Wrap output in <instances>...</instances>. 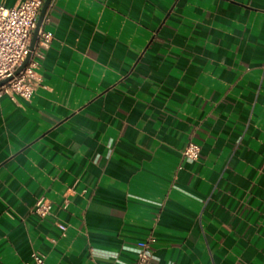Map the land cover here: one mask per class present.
Listing matches in <instances>:
<instances>
[{
  "label": "crops",
  "instance_id": "obj_1",
  "mask_svg": "<svg viewBox=\"0 0 264 264\" xmlns=\"http://www.w3.org/2000/svg\"><path fill=\"white\" fill-rule=\"evenodd\" d=\"M41 29L42 87L0 98V264L150 237L153 264H264V0H52Z\"/></svg>",
  "mask_w": 264,
  "mask_h": 264
},
{
  "label": "built area",
  "instance_id": "obj_2",
  "mask_svg": "<svg viewBox=\"0 0 264 264\" xmlns=\"http://www.w3.org/2000/svg\"><path fill=\"white\" fill-rule=\"evenodd\" d=\"M44 0H19L13 7L0 5V81L12 77L0 86V98L9 97L12 100L29 101L42 87V78L37 72L39 63L37 58L49 47L52 35L43 29L39 30L37 43L30 50L31 40L37 24L38 16ZM31 53L28 64L18 73L16 69ZM200 146L194 142L187 145L183 151L185 158H198ZM52 203L45 197L38 199L34 213L40 217L50 214ZM150 237L138 250L135 264H153V256L149 244ZM26 264H47L45 257L33 251Z\"/></svg>",
  "mask_w": 264,
  "mask_h": 264
},
{
  "label": "water",
  "instance_id": "obj_3",
  "mask_svg": "<svg viewBox=\"0 0 264 264\" xmlns=\"http://www.w3.org/2000/svg\"><path fill=\"white\" fill-rule=\"evenodd\" d=\"M51 1L52 0H44V2H43L42 8H41L39 16H38L37 24H36V27H35L34 32H33L32 40H31V45H30L31 51H33V49L37 43L38 33H39V30L41 29L43 20L45 18L47 10L51 4ZM30 57H31V53L27 56L25 61L16 69V71L14 72L15 75L18 74L28 64ZM11 78L12 77H8V78L0 81V86L5 84L6 82H8Z\"/></svg>",
  "mask_w": 264,
  "mask_h": 264
}]
</instances>
